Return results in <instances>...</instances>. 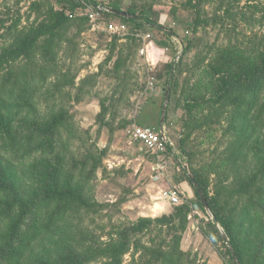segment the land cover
Instances as JSON below:
<instances>
[{
    "label": "rangeland",
    "instance_id": "1",
    "mask_svg": "<svg viewBox=\"0 0 264 264\" xmlns=\"http://www.w3.org/2000/svg\"><path fill=\"white\" fill-rule=\"evenodd\" d=\"M92 1L137 13L151 9L176 36L160 28L136 31L123 21L126 32L113 36L94 29L82 11L45 29L23 52L24 39L54 24L61 6L56 0H0V101L17 112L16 141L0 132V159L10 165L19 197L37 198L41 220L52 212L59 216L17 264L69 251L90 255L85 264H112L114 249L119 264H232L225 228L213 222L186 180L194 173L205 179L208 199L242 246L244 264H264V215L253 214L264 179H249L264 153V78L252 89L236 85L223 94L207 70L233 50L245 61L260 59L264 0ZM170 62L172 85L158 79ZM167 88L162 126L175 147L158 158L127 133L155 95L164 102ZM56 117L61 120L53 134H42L40 127ZM46 168H59V186L77 190L85 203L44 202L41 193L52 186L44 180ZM168 190L176 191L179 203L164 199ZM164 214L171 218L124 241L123 230L140 218ZM9 223L0 217V239Z\"/></svg>",
    "mask_w": 264,
    "mask_h": 264
},
{
    "label": "trees",
    "instance_id": "2",
    "mask_svg": "<svg viewBox=\"0 0 264 264\" xmlns=\"http://www.w3.org/2000/svg\"><path fill=\"white\" fill-rule=\"evenodd\" d=\"M56 1L61 6V11L58 13L56 22L52 25L39 28L34 34L26 37V39H24L23 43L21 44L19 51L23 50V52H25L30 49L34 42L45 31V29H57L59 26H61L66 19L70 18L68 14L67 16L65 15L64 10H70V12H73L79 5V3H77L78 0ZM88 1L93 2L92 0ZM110 8L118 11H124L129 15H132V17L125 18L109 12L105 13V16L109 18L108 21H113L112 19H119L121 22L123 21L132 23L136 31L143 30L146 27L156 29L160 28L163 30L162 32H164L166 36H176L173 31L169 29H163V27L159 25V14L155 11H152L151 9H143L137 13L133 8L123 9L117 4H113L110 6ZM74 18L70 19L73 20ZM1 62L2 60L0 59V63ZM216 63L217 66L214 67L210 65L207 67V70H212V72H214V75H216V84L219 86L223 94H226L231 89L237 87L236 85H241L240 87H243V85L246 84L244 86L252 89L254 85L264 78V52L261 54L260 59L257 62H251L243 60L238 51L233 50L222 53L219 57L217 56ZM164 68L166 73L160 74L158 79L164 78L165 83L172 85L174 79L171 76L172 69H174L173 62L166 63ZM154 99H151V104L146 105L144 110L145 114L143 113L141 115V117L137 120V124L142 126H151L158 130L161 128V111L163 107V99L160 101L159 98H157V110L156 108H152V104L156 103L154 102ZM25 104H29L28 101H26ZM14 110L15 107L13 105H7L5 102L2 103L0 101V132L4 134L7 140L13 142L16 141V137L12 132V125L15 121V113H17ZM60 120L61 117H56L53 122L40 127L41 133L45 136L52 135L55 128L60 123ZM29 122L30 121H28V123ZM168 151L172 152V148H168L167 152ZM258 154L261 160L260 168L258 169V172L249 177L250 181H254V183L264 179V153L259 152ZM49 169L50 168H46L45 170L48 171ZM12 174L13 173L11 172L10 165L2 163V159H0V217L8 216L10 218V223L7 225V230L4 235L2 234L0 239V262L10 259L13 264H17L18 261H20L21 256L28 251L35 240H37L40 236L52 231L57 222H59V216H57L56 212H52L48 217L41 220L38 216L37 198L32 197L31 199L29 198L27 200H22L17 194V180L13 177L14 174ZM58 179L59 168L53 170L50 169V172H48L44 177L45 181H48L52 184L51 187H45L41 193V198L44 202H49L53 198H70L74 202L80 204L85 203L77 190L74 189L69 191L65 188H61L59 186ZM186 180L192 187L194 194L200 200L201 207L208 213L204 203L200 198V193L203 194L209 205V214L213 218V222L225 228L228 236V244L231 245L240 263L244 264L242 246L236 239L233 230L230 229L222 213L216 208L214 203L208 199V195L206 193L207 183L205 179L198 173H194L187 176ZM3 196H7L8 198L5 199ZM259 196L260 198H258V200L255 201L253 205V214L255 216L264 215V191H262ZM183 209L184 205L178 208L179 211ZM251 214L252 211L250 215ZM170 218L171 215L165 214L156 218H140L137 223L123 230V239L124 241H127L129 234H142L153 224L163 222L165 223ZM261 240H264V233L262 234ZM117 254L118 249H114L113 257L115 260H117V262L112 264H119V257ZM228 255L230 256L231 263L235 264V258L233 257L232 252L229 250ZM90 259L91 257L87 253L76 254L72 251H69V253L57 259H40L38 264H85Z\"/></svg>",
    "mask_w": 264,
    "mask_h": 264
},
{
    "label": "built area",
    "instance_id": "3",
    "mask_svg": "<svg viewBox=\"0 0 264 264\" xmlns=\"http://www.w3.org/2000/svg\"><path fill=\"white\" fill-rule=\"evenodd\" d=\"M77 3H79L78 7L73 12L68 13L70 18L77 16V12L85 11L84 15L88 18L94 29L103 30L113 36L122 35L126 32L127 27L125 23L103 20L105 13L112 12L108 5L100 2L94 3L88 0H78ZM154 81L155 78L153 76L150 77L149 88H152ZM127 134L131 141L140 143L147 151L156 155L158 158L167 152L168 148L175 147L174 141L163 126L156 130L151 126L134 124L128 130ZM162 195L171 204L179 203V196L176 191H163Z\"/></svg>",
    "mask_w": 264,
    "mask_h": 264
},
{
    "label": "water",
    "instance_id": "4",
    "mask_svg": "<svg viewBox=\"0 0 264 264\" xmlns=\"http://www.w3.org/2000/svg\"><path fill=\"white\" fill-rule=\"evenodd\" d=\"M111 11H112V13H114V14H116L118 16H121V17H125V18H131L132 17V15H129L128 13H126L124 11H118V10H114V9H111ZM169 92H170V90H169V88H167L166 93H165V97H164V102H163V107H162V113H161V126H162L163 121H164V118H165L166 107H167V104H168V101H169ZM200 198H201L202 202L204 203V205H205V207H206V209H207V211L209 213L210 212L209 211V205H208V203H207V201L204 198V196H203L202 193H200ZM221 235H222L223 239L225 241H227V237H226V235L222 231H221ZM230 249H231V252H232L233 257L238 262L237 256H236L235 252L233 251L231 245H230Z\"/></svg>",
    "mask_w": 264,
    "mask_h": 264
},
{
    "label": "crops",
    "instance_id": "5",
    "mask_svg": "<svg viewBox=\"0 0 264 264\" xmlns=\"http://www.w3.org/2000/svg\"><path fill=\"white\" fill-rule=\"evenodd\" d=\"M154 98H155V99H154ZM157 98H158V97H157L156 95H155V97H153V99L156 100V101L158 100ZM157 103H158V102H157ZM157 103H153V104H152V106H153L152 108H156V106L158 105ZM156 110H157V108H156Z\"/></svg>",
    "mask_w": 264,
    "mask_h": 264
}]
</instances>
